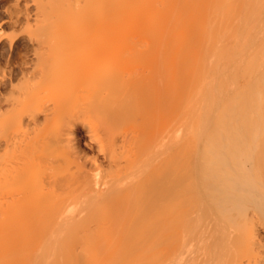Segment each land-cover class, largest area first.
Here are the masks:
<instances>
[{
    "label": "bare ground",
    "instance_id": "6f19581e",
    "mask_svg": "<svg viewBox=\"0 0 264 264\" xmlns=\"http://www.w3.org/2000/svg\"><path fill=\"white\" fill-rule=\"evenodd\" d=\"M52 1L6 11L14 26L43 27ZM112 1L90 0L87 12L115 35L82 25L77 41L30 33L20 49V36H8L0 264H264V230H251L247 215L245 230L231 224L253 174L264 179L253 106L264 102V0H121V18ZM124 24L152 50L143 62L141 50L128 55L136 39L122 43ZM47 71L71 75L73 87L54 96ZM77 76L94 80L85 115L67 120Z\"/></svg>",
    "mask_w": 264,
    "mask_h": 264
},
{
    "label": "rangeland",
    "instance_id": "374dc122",
    "mask_svg": "<svg viewBox=\"0 0 264 264\" xmlns=\"http://www.w3.org/2000/svg\"><path fill=\"white\" fill-rule=\"evenodd\" d=\"M59 2V0H53L52 1V3H50V5H48V6H50V7H52V8H50V7H48L47 9V11L49 12V18L51 19V18H53V20H50L49 19V21L42 27H40V26H38V25H32V26H30L29 28H27L24 24L22 25V24H17L16 26H14V25H12L11 24V20H10V16L8 15L9 13H8V11H6L7 9H11L12 8V10L11 11H15V9H19L18 8V6L21 8V9H24V8H22V7H24L25 6V4H24V2H25V0H0V38L1 39H3L2 40V43L0 44V62H1V64H0V69L1 68H3L4 67V65L2 66V64H4V60H3V58L5 57V56H2V54L4 55V54H8V45H9V39H8V36H9V34L10 35H19L20 36V38H19V41H18V43H17V45H16V47H15V49H20V47H21V44L23 43V41H26V40H29V37H32L33 36V38H35L38 34H39V36L38 37H42L44 34V37L45 36H47V37H49V39L51 40V41H53V42H55L54 41V39L56 40V42L59 40V39H61V43H62V41H64V43H68V41H71L72 42V40L73 41H77V40H79L80 39V34L78 33V32H76L77 30H79L80 28H81V26L82 25H84L85 27H86V25L87 26H89V24H91L90 26H93V25H95V29L97 28H99L100 26H101V28H99V29H103V26H104V29L106 30V27L107 26H109L110 25V27H107V31H109V32H111L112 30L114 31V29L113 28H111L112 27V23H110L109 25H108V23H107V25H103V23H105V20H104V18H102V17H99L98 15H94L93 13H88L89 11V7H91L90 5V0L88 1V0H61V3L59 2V4L57 3L56 4V2ZM6 2V3H5ZM22 2V3H21ZM51 2V1H50ZM86 2V3H85ZM87 2H89V5H88V3ZM116 3V8L115 9H118V12H119V16H120V13L122 12L124 15H125V13L124 12H126L127 11V13H129V10L127 9V7H125L124 8V6H122L121 5V0H113L112 1V3ZM16 3H18L17 5H16ZM55 3V4H54ZM7 4L9 5V6H7ZM87 4V5H86ZM17 7H16V6ZM24 5V6H23ZM53 5V6H52ZM14 6H15V9H13L14 8ZM8 7V8H7ZM9 7H11V8H9ZM56 7V8H55ZM58 8H60V9H58ZM30 9L31 10H34V6L33 5H31L30 6ZM49 9L51 10V11H49ZM55 9H57V11L55 10ZM113 10H114V7L112 8ZM124 9H125V11H124ZM20 10V9H19ZM58 10H60V14H59V11ZM88 11V12H87ZM124 11V12H123ZM16 12H19V11H16ZM16 12H14V13H16ZM33 12V11H32ZM47 12V13H48ZM56 12V13H55ZM113 12V11H112ZM13 13V12H12ZM14 13H13V15H14ZM115 13V12H114ZM114 13H113V15H114ZM18 13H16L15 15H17ZM57 16H56V15ZM92 14V15H91ZM123 14H121V16H124ZM14 15V16H15ZM54 15V16H53ZM87 15H89V16H87ZM115 15H116V13H115ZM121 16H120V18H121ZM112 17V16H111ZM117 17H118V15H117ZM20 18H22V17H20ZM127 18V17H126ZM114 19H116V20H114ZM114 19H112L111 18V21L114 23V21H117V20H119V17H118V19L117 18H114ZM124 20H125V18H123ZM21 20H23V18L21 19ZM110 21V22H111ZM119 21H121V20H119ZM119 21H118V24L117 23H115L116 25H115V27H120L121 25V23L119 24ZM123 21V20H122ZM82 23V24H81ZM88 23V24H87ZM123 23H124V21H123ZM33 24H34V22H33ZM81 24V25H80ZM96 24H98L99 25V27H97L96 26ZM47 25V26H46ZM120 25V26H119ZM124 25H126V24H124ZM106 26V27H105ZM128 25H126V26H123V27H125L124 28V30L125 29H127V30H125L126 31V34H127V36L125 35V33L123 34L122 33V35L121 36H124V42H123V40H122V43L124 44V43H126L128 40H131V42H133L132 41V39L133 38H135L136 40V47L133 49V47L131 46V47H129L128 48V51L130 52V54H129V52L128 51H126L127 50V47H125V51L124 52H128V55L129 56H131V52H132V50L134 51V52H132V54H134V53H136V52H138V50L140 51L141 50V52H140V55H139V57L141 56V58H142V62H143V59H144V57H145V55L146 56H148L147 54H145L147 51H146V47L147 46H149L148 44H146V43H144L143 42V40L142 41H139V40H141L137 35H136V32H137V30H135L137 27H130V28H132V29H134L135 31L133 32V33H131L132 32V30H130L129 29V27H127ZM114 27V26H113ZM122 27V26H121ZM127 27V28H126ZM263 27V26H262ZM40 28H43L42 29V31L43 32H41V30H38V29H40ZM118 28H115V29H118ZM112 29V30H111ZM27 30V31H26ZM46 30V31H45ZM122 30H123V28H122ZM121 30V31H122ZM123 30V31H124ZM29 31V32H28ZM39 31V32H38ZM118 31H120V29L118 30ZM117 31V32H118ZM122 31V32H123ZM128 31V32H127ZM131 31V32H130ZM24 32H26V33H24ZM30 33H32V35H30L29 36V34ZM47 33V34H46ZM78 35H77V34ZM120 33V32H119ZM135 33V34H134ZM138 33V32H137ZM42 34V35H41ZM111 34H114V33H112L111 32ZM132 34V35H131ZM34 35H36V36H34ZM41 35V36H40ZM115 35V34H114ZM117 35H118V33H117ZM135 35V36H134ZM4 36V37H3ZM29 36V37H28ZM131 36H133V37H131ZM43 37V38H44ZM126 37V38H125ZM131 38V39H130ZM138 38V39H137ZM35 39H37V37L35 38ZM45 39V38H44ZM58 39V40H57ZM46 40H47V38H46ZM60 41V40H59ZM130 42V41H129ZM141 42H143V43H141ZM60 43V44H61ZM128 43V42H127ZM135 42H133V44H134ZM263 43H264V40H263ZM128 44H130V43H128ZM142 44L144 45V46H142ZM140 45H141V47H140ZM145 45H147L146 47H145ZM4 48V49H3ZM7 48V49H6ZM131 48H132V50H131ZM144 48H145V53L144 52H142L143 50H144ZM124 49V48H123ZM143 49V50H142ZM150 49V47L148 48L147 47V50H149ZM18 51L19 50H14L13 52H12V55H16V54H18ZM136 51V52H135ZM151 52H149V53H151L152 54V50H150ZM139 53V52H138ZM148 53V54H149ZM33 54V53H32ZM30 55V60H31V62H34V61H36L37 59H36V55ZM151 54H149V56L148 57H150V55ZM116 55H117V53H116V51L112 54V55H110V56H108V58H107V61H112V59L114 58V57H116ZM134 55H136V54H134ZM3 57V58H2ZM38 57V56H37ZM64 57V54L62 53V51H58L57 52V54H56V58H55V60L56 59H62ZM43 58V57H42ZM132 58H135V56H132ZM137 59H135V61H134V59H133V62H134V64H136V63H141V61H137L139 58L138 57H136ZM145 59H146V57H145ZM3 60V61H2ZM140 60V59H139ZM39 61H40V58H39ZM35 63V62H34ZM33 63V64H34ZM2 66V67H1ZM142 66V65H141ZM6 67V66H5ZM132 67H134V68H136V69H139V68H137L138 67V65H133ZM5 69H7V68H5ZM2 70V69H1ZM0 70V71H1ZM52 70V69H51ZM39 72V71H38ZM41 72V71H40ZM42 73V72H41ZM37 74V73H36ZM35 74H33V75H31L30 76V79H31V83H33V84H36V83H38V80H39V83H41V81H40V79H41V77L39 76V73L37 74V76H34ZM46 76H44V81L48 84L47 86H48V88H49V90H51V93L54 95V96H59L62 92H63V90H64V88H68V87H73V86H71V85H73L72 83H74L73 81H74V78L71 76V75H69V74H59V73H52L51 71L50 72H48L47 71V74H45ZM42 76V75H41ZM39 77H40V79H39ZM77 78L80 80L78 83H75L74 85H76L77 87H79V89H78V91H76L75 92V94H72V95H70L71 97H68V99H69V101H68V103H66V104H68V105H66L67 107H66V109L63 111V117L65 118V119H67V120H69V119H75V118H78V117H82V116H84L85 115V112H86V110L82 107V103H85V97H86V95L88 94V92H89V88L91 87V85L92 84H90V83H92V81L94 80V76H91L87 81H84L83 79H81V77H79V76H77ZM33 81V82H32ZM34 81H35V83H34ZM37 81V82H36ZM29 82V83H30ZM76 82V81H75ZM238 82H239V84H240V79H238ZM232 89V87H230V90ZM262 92H264V86H262L261 87V90L259 91V95H261V93ZM84 96V97H83ZM67 99V100H68ZM66 100V101H67ZM81 100L83 101V102H81ZM257 100H258V98H257ZM253 102H255L256 104H253V106L255 105V107L257 106V108L259 109V116H258V118H257V121H258V125H259V127H260V130L258 131L260 134H264V119H263V117H264V102H262L261 100L260 101H253ZM260 102V103H259ZM237 103V102H236ZM51 105V104H50ZM53 105V104H52ZM83 105H85V104H83ZM263 105V106H262ZM48 107H50V106H48ZM53 107V106H52ZM85 107V106H84ZM17 108V107H16ZM19 109V108H18ZM262 109V110H261ZM17 110V109H16ZM85 110V111H84ZM16 113H19V110H17V111H15L14 112V114H16ZM17 115V114H16ZM15 115V116H16ZM263 120V121H262ZM17 120L16 121H14V123L17 125ZM15 124H14V126H15ZM40 126V125H39ZM38 126V127H39ZM42 126V125H41ZM263 131V132H262ZM85 132L84 131H82L81 132V141H83L84 142V140H86V136H84L85 134H84ZM264 136V135H263ZM259 146H262V147H264V142L262 143V144H260ZM16 161H17V158L15 159ZM264 177V176H263ZM0 179H1V177H0ZM252 183H251V185H250V188L251 189H253V191H251V192H248L247 193V197H246V199H244L241 203H240V205H239V208H238V213H237V222H235V223H231L232 224V226H233V230H245V222L243 221V215H247V221L249 222V226L251 227V230H264V179H263V181L260 183V180L258 179V177H257V174H253V176H252V181H251ZM34 183H36V180H34ZM1 216V215H0ZM1 218H2V216H1ZM8 219V218H7ZM3 221H5L6 220V218L4 219V217H3V219H2ZM1 221V220H0ZM27 225H23V230L24 229H26L27 227H26Z\"/></svg>",
    "mask_w": 264,
    "mask_h": 264
}]
</instances>
